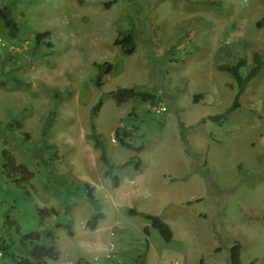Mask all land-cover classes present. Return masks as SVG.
Listing matches in <instances>:
<instances>
[{
  "label": "rangeland",
  "instance_id": "obj_1",
  "mask_svg": "<svg viewBox=\"0 0 264 264\" xmlns=\"http://www.w3.org/2000/svg\"><path fill=\"white\" fill-rule=\"evenodd\" d=\"M9 3L18 34L10 37L0 20V264L27 257L33 246L20 244L15 224L52 229L53 240L37 241L59 251L46 264H231L234 242L240 264H264V0H0V7ZM126 33L135 41L132 54L113 43ZM254 53L260 69L239 106L212 121L236 91L217 67L243 59L246 75ZM104 61L112 70L96 86L95 63ZM119 87L151 92L155 103L117 105L109 92ZM91 123L113 165L109 175L89 137ZM116 128L145 148L120 145ZM2 149L31 177L6 176ZM135 156L138 169L121 166ZM84 183L104 214L95 229L86 226L95 207ZM39 207L58 212L41 221ZM129 208L160 216L172 240L154 228L145 233L147 220Z\"/></svg>",
  "mask_w": 264,
  "mask_h": 264
},
{
  "label": "trees",
  "instance_id": "obj_2",
  "mask_svg": "<svg viewBox=\"0 0 264 264\" xmlns=\"http://www.w3.org/2000/svg\"><path fill=\"white\" fill-rule=\"evenodd\" d=\"M108 4V3H106ZM0 20L3 23V26L6 28L8 35L10 37H15L18 34V28L17 24L14 20L13 17V4H4L0 7ZM261 24V21H258V25ZM48 31H42V32H37L35 34V39L37 41L41 40L43 37L48 35ZM113 43L121 48V50L125 54H132L135 51V41L133 39V36L130 33L126 34H121L117 37H115ZM254 62H256V65H253L249 72L246 75H241L240 73V68L244 66L245 61L243 59H239L236 63L229 65H220L217 68L219 70H224L228 72L232 77L233 80L235 81V96L233 98L232 103L221 113L219 114H214L208 116L209 119L215 122H221L224 119L227 118L228 114L234 110L238 104V99L240 95L244 92L245 87L247 86L248 82L251 80V78L254 77V75L259 71L260 69V56L258 53H254L253 57ZM95 66L97 67V74L94 79L95 85L96 86H101L103 83V78L107 74H109L112 70V64L108 61H104L102 63H95ZM14 83H20L23 82L21 79L18 78H11ZM109 94L112 96V98L115 100L117 105H121L124 102H127L131 99L134 98H139L140 100L143 101H148L149 103L153 104L155 103V97L154 94L151 92L147 91H139L135 87H119L115 90H112L109 92ZM201 96V94H198L197 96H194V100L197 101V98ZM101 106V100H99L91 109L90 116H94L98 109ZM53 118V112L49 114L43 124L42 128V143H46V137L48 133V129L51 125ZM204 121V119H201ZM8 126L10 125L9 123L7 124ZM181 130V136L182 139H185V127L183 123L180 124ZM133 132L128 131V130H120L119 128H116L114 131V136L117 142L128 148L135 150L136 152H140L145 148V144L141 142L139 145H133L131 142L127 140V138L133 136ZM89 137L93 142V146L96 149H99V159L101 160L102 164L105 165V170L104 173L109 175V172L112 168V164L109 162L108 157L105 152V148L102 145V143L99 141L96 133H95V127L93 123L90 124V133ZM1 155L3 158V163H2V168L6 176H11L15 172L20 173L23 179L30 178L32 173L28 171L27 167L23 163H17L14 156L7 150V149H2L1 150ZM135 159V160H134ZM134 162L135 167L138 169L140 165V160L138 156H135L133 158L128 159L127 161L123 162L121 166H126L127 164ZM112 181L115 185H118V177L117 176H112ZM84 189L86 193V198L89 202L93 204L95 207V211L92 214V216L86 221V226L90 229H95L98 225L99 219H101L104 214L100 210V207L97 205L99 204L98 201L95 199L93 195V187L90 186L88 183H84ZM69 211V206L65 207L64 212ZM128 213L131 215H141L143 216L148 222L149 226L151 228H154L158 231L162 239L166 242H170L173 238V232L171 227L169 226L168 223H166L163 219H161L158 215L151 214V213H145V212H140L135 208H129ZM37 212L40 214V220L50 214H56L58 211L54 207L51 208H45V207H39L37 208ZM68 234L73 235L72 228L69 223L65 224ZM149 226L146 225L144 227V232L148 233L149 231ZM15 231L18 234L19 242L21 245H26L27 242H34L31 250L29 251V254L27 257L23 258H12L14 261V264H46V258L52 259V260H57L59 257V251L53 244H42L37 241L41 239L42 236L48 238L49 240H53V231L52 229H44L42 231L40 230H28V231H23L21 226L19 224H15ZM6 246L1 247V250L6 249ZM240 251H241V244L239 242H234L229 249V258L231 264H240ZM146 252V250H145ZM145 254V253H143ZM78 264V262L76 263ZM250 264H253L252 262Z\"/></svg>",
  "mask_w": 264,
  "mask_h": 264
},
{
  "label": "crops",
  "instance_id": "obj_3",
  "mask_svg": "<svg viewBox=\"0 0 264 264\" xmlns=\"http://www.w3.org/2000/svg\"><path fill=\"white\" fill-rule=\"evenodd\" d=\"M129 178H130V179H129V180H130L129 182H130L131 184L135 185V180H133V178H131V176H130ZM118 184H119V183H118ZM138 211H139V210H138ZM140 212H142V211H140ZM145 213H147V212H145ZM159 217H160V216H159ZM160 218H161V217H160ZM161 219H162V218H161ZM147 222H148V221H147ZM148 224H149V222H148ZM148 226H149V225H148ZM149 227H150V226H149ZM150 228H151V227H150ZM142 254H143V253H142ZM142 254L140 253L139 255H142ZM201 260L204 261L203 258H202ZM177 263H179V262L177 261ZM139 264H144V261H143V262L140 261ZM202 264H204V262H203Z\"/></svg>",
  "mask_w": 264,
  "mask_h": 264
},
{
  "label": "built area",
  "instance_id": "obj_4",
  "mask_svg": "<svg viewBox=\"0 0 264 264\" xmlns=\"http://www.w3.org/2000/svg\"><path fill=\"white\" fill-rule=\"evenodd\" d=\"M174 264H177V263H174Z\"/></svg>",
  "mask_w": 264,
  "mask_h": 264
}]
</instances>
